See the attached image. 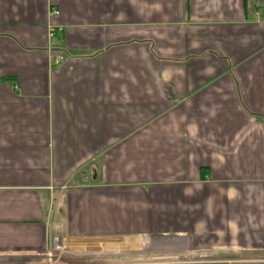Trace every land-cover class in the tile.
<instances>
[{
  "label": "crops",
  "instance_id": "0c3cea01",
  "mask_svg": "<svg viewBox=\"0 0 264 264\" xmlns=\"http://www.w3.org/2000/svg\"><path fill=\"white\" fill-rule=\"evenodd\" d=\"M0 264H264V0H0Z\"/></svg>",
  "mask_w": 264,
  "mask_h": 264
},
{
  "label": "built area",
  "instance_id": "2783aa9c",
  "mask_svg": "<svg viewBox=\"0 0 264 264\" xmlns=\"http://www.w3.org/2000/svg\"><path fill=\"white\" fill-rule=\"evenodd\" d=\"M55 15H58L59 13L58 12H54Z\"/></svg>",
  "mask_w": 264,
  "mask_h": 264
}]
</instances>
